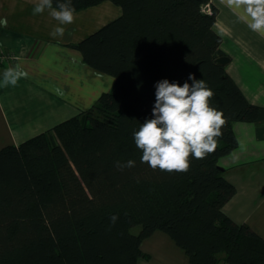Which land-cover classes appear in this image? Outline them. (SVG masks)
Segmentation results:
<instances>
[{"label": "trees", "instance_id": "16d2710c", "mask_svg": "<svg viewBox=\"0 0 264 264\" xmlns=\"http://www.w3.org/2000/svg\"><path fill=\"white\" fill-rule=\"evenodd\" d=\"M105 1L122 15L72 46L115 77L112 89L88 110L0 149V264H138L151 258L142 243L156 232L190 264H264V238L224 211L236 187L219 165L238 146L234 124L264 121V106L216 63L225 53L217 10H205L211 0L72 4L78 12ZM189 74L214 90L211 104L227 117L223 135L188 172L153 170L141 163L133 133L154 118L156 82L192 83ZM128 160L135 166L116 167Z\"/></svg>", "mask_w": 264, "mask_h": 264}, {"label": "crops", "instance_id": "0c3cea01", "mask_svg": "<svg viewBox=\"0 0 264 264\" xmlns=\"http://www.w3.org/2000/svg\"><path fill=\"white\" fill-rule=\"evenodd\" d=\"M35 3L0 0V49L10 55L0 63V80L8 67L29 73L15 87H0V149L19 145L88 110L115 83L114 76L87 64L72 44L120 17L122 8L105 1L78 11L75 23L65 25L63 36L54 39L50 32L58 22L47 11L33 15ZM209 6L217 10L214 30L230 58L226 71L251 103L264 106V37L238 21L220 0H211ZM234 131L237 148L219 159L225 177L236 187L224 211L264 238V121H239ZM142 249L151 258L138 264H190L164 232L145 239Z\"/></svg>", "mask_w": 264, "mask_h": 264}, {"label": "clouds", "instance_id": "9594fccd", "mask_svg": "<svg viewBox=\"0 0 264 264\" xmlns=\"http://www.w3.org/2000/svg\"><path fill=\"white\" fill-rule=\"evenodd\" d=\"M220 3L252 32L264 37V0H220ZM46 11L58 22L50 32L54 39L63 36L64 26L75 23L77 18L72 0H59L55 7L53 0H36L33 15ZM28 75L19 66L8 67L3 72L0 87H15ZM188 80L192 83L157 81L154 118L147 119L133 133L135 145L142 152L141 163L153 170L186 173L191 168V159H206L213 154L223 135L227 117L211 104L216 95L214 90L204 79H196L195 74H189ZM134 166V160L116 164L119 170ZM118 218L112 215L111 223L115 224Z\"/></svg>", "mask_w": 264, "mask_h": 264}, {"label": "built area", "instance_id": "2783aa9c", "mask_svg": "<svg viewBox=\"0 0 264 264\" xmlns=\"http://www.w3.org/2000/svg\"><path fill=\"white\" fill-rule=\"evenodd\" d=\"M205 10L208 13H212V9L210 8L209 4L205 7ZM9 58H10V55L0 49V63L7 61Z\"/></svg>", "mask_w": 264, "mask_h": 264}, {"label": "water", "instance_id": "95a60500", "mask_svg": "<svg viewBox=\"0 0 264 264\" xmlns=\"http://www.w3.org/2000/svg\"><path fill=\"white\" fill-rule=\"evenodd\" d=\"M229 61H230V58L226 55L220 56L216 59V63L222 66H226L229 63ZM222 170L224 169L222 168Z\"/></svg>", "mask_w": 264, "mask_h": 264}, {"label": "rangeland", "instance_id": "374dc122", "mask_svg": "<svg viewBox=\"0 0 264 264\" xmlns=\"http://www.w3.org/2000/svg\"><path fill=\"white\" fill-rule=\"evenodd\" d=\"M104 93H105V92H104ZM140 229H141V226H140V225L133 226V227H132V232H133V233H139ZM173 251H174V250H173Z\"/></svg>", "mask_w": 264, "mask_h": 264}]
</instances>
